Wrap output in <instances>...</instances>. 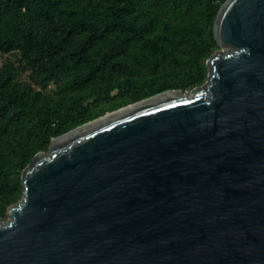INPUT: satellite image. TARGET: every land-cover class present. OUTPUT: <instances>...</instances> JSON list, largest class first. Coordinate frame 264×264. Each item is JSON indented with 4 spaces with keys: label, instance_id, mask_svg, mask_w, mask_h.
<instances>
[{
    "label": "water",
    "instance_id": "95a60500",
    "mask_svg": "<svg viewBox=\"0 0 264 264\" xmlns=\"http://www.w3.org/2000/svg\"><path fill=\"white\" fill-rule=\"evenodd\" d=\"M206 83L52 140L0 264H264V0H227Z\"/></svg>",
    "mask_w": 264,
    "mask_h": 264
},
{
    "label": "trees",
    "instance_id": "16d2710c",
    "mask_svg": "<svg viewBox=\"0 0 264 264\" xmlns=\"http://www.w3.org/2000/svg\"><path fill=\"white\" fill-rule=\"evenodd\" d=\"M226 1L0 0V222L55 137L204 85Z\"/></svg>",
    "mask_w": 264,
    "mask_h": 264
},
{
    "label": "rangeland",
    "instance_id": "374dc122",
    "mask_svg": "<svg viewBox=\"0 0 264 264\" xmlns=\"http://www.w3.org/2000/svg\"><path fill=\"white\" fill-rule=\"evenodd\" d=\"M52 88H54V85L50 87V89H52ZM183 92H184V94H185L186 92H192V90L183 91ZM7 219H8V217H7ZM7 219H5V220H7ZM5 220H3V221H5Z\"/></svg>",
    "mask_w": 264,
    "mask_h": 264
}]
</instances>
